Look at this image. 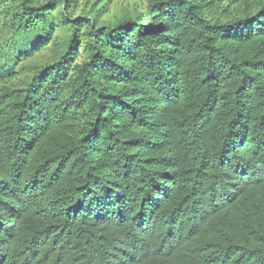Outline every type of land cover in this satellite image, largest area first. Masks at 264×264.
<instances>
[{
  "label": "trees",
  "instance_id": "16d2710c",
  "mask_svg": "<svg viewBox=\"0 0 264 264\" xmlns=\"http://www.w3.org/2000/svg\"><path fill=\"white\" fill-rule=\"evenodd\" d=\"M0 0V264H264V0Z\"/></svg>",
  "mask_w": 264,
  "mask_h": 264
},
{
  "label": "rangeland",
  "instance_id": "374dc122",
  "mask_svg": "<svg viewBox=\"0 0 264 264\" xmlns=\"http://www.w3.org/2000/svg\"><path fill=\"white\" fill-rule=\"evenodd\" d=\"M149 1L150 0H113L112 3L108 5L107 11L112 15H122L126 10L132 13L136 7L140 9L146 8Z\"/></svg>",
  "mask_w": 264,
  "mask_h": 264
}]
</instances>
